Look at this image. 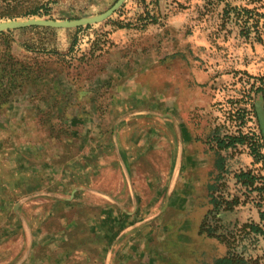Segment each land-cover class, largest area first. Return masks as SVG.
<instances>
[{"label":"rangeland","instance_id":"1","mask_svg":"<svg viewBox=\"0 0 264 264\" xmlns=\"http://www.w3.org/2000/svg\"><path fill=\"white\" fill-rule=\"evenodd\" d=\"M114 2L41 0L49 15L0 21L75 19L96 15ZM26 28L0 37V54L9 51L34 63L38 77L9 85L7 98L0 99V263L23 256L26 230L38 223L68 227L82 235L75 238L84 245L89 221L80 216L87 217L93 196L89 180L120 178L116 168L95 173L107 148L119 150L126 170L132 145L152 134H171L173 128L164 123L175 121L190 137L197 164L190 172L181 170L187 189L179 209L167 203L144 206L167 215L158 222L155 234L162 242L154 241V248L166 253L187 248L205 264L229 250L264 264V235L247 226L259 223L264 189L245 187L234 177L250 171L259 178L257 186L264 185V156L255 162L248 145L216 144V138L241 132L263 144L264 155V0H125L99 23L49 28L52 32ZM147 169L140 163V173ZM71 192L79 205L65 208L62 199ZM210 192L218 202L233 197L239 202L230 211L207 215L205 223L216 238L199 233L212 208ZM168 215L186 220H167Z\"/></svg>","mask_w":264,"mask_h":264},{"label":"crops","instance_id":"2","mask_svg":"<svg viewBox=\"0 0 264 264\" xmlns=\"http://www.w3.org/2000/svg\"><path fill=\"white\" fill-rule=\"evenodd\" d=\"M164 125L173 128L171 134L163 133L156 135V138L152 134L132 145L135 152H129L130 156L126 154L127 159L128 157L132 159L131 161L128 159L126 170L122 162L127 160L123 155H119L117 148H107L105 159L98 161L99 168L95 173L103 169L106 173L108 170L113 173L116 168L120 178L112 183L101 182L94 177L89 180V189L93 196L89 197L87 217L80 216L78 212L73 215L74 219L80 216L89 221V229L84 234L88 240L83 242L84 245L80 239L75 238L82 235L68 230V227L48 229L40 226L43 223H38V226L26 230L28 243L23 256L18 261L8 264L208 263L203 256L199 258L200 255L188 251L187 248L167 249V253L161 248H154V241L162 242V237L155 234L156 230H160L158 222L164 221L165 219L160 217L167 215L150 212L149 208L144 206L167 203V206L179 209L181 207L179 204L186 200L183 192L185 193L187 189V180L180 178L181 170L184 168L185 172H190L197 164L191 149L190 137L178 131L175 121L165 122ZM158 162L163 163L156 171ZM140 163L148 168L145 174L139 172ZM82 188L77 187L78 190ZM62 200L67 201L64 204L65 208L79 205L78 196H73L72 192ZM141 200L143 207H140ZM168 217L167 220H186L176 215V218L172 215ZM151 221L157 223L155 222L149 231H142V227ZM20 249L21 247L13 252L14 256ZM155 252L158 255L154 256ZM53 257L54 259H51Z\"/></svg>","mask_w":264,"mask_h":264},{"label":"trees","instance_id":"3","mask_svg":"<svg viewBox=\"0 0 264 264\" xmlns=\"http://www.w3.org/2000/svg\"><path fill=\"white\" fill-rule=\"evenodd\" d=\"M41 0H0V19L1 18H15V17H24V16H46L50 14V7L44 6L40 3ZM246 12L248 9L243 8ZM88 26V25H87ZM33 29H41L43 31L52 32L53 29H49L46 27H32ZM31 28V29H32ZM30 29V28H26ZM22 29V30H26ZM7 32H11L8 30ZM0 37H5L4 32H0ZM8 48V47H7ZM6 51V50H5ZM44 51V50H43ZM53 52V51H52ZM34 67L36 65L34 63H30L27 60H19L15 59L9 51L3 52L0 54V99L2 97L7 98L10 89L6 91V87L9 85H17V83H24L28 79H38L37 76L34 75ZM38 69V68H37ZM7 78L6 84L3 86V80ZM40 78V77H39ZM17 79V80H16ZM264 83V75L261 77ZM16 80V82H15ZM16 83V84H15ZM10 86V87H12ZM4 91H6L4 93ZM4 93V95H2ZM4 98V99H5ZM216 144L220 148L232 147L237 144L240 145H248L250 149V155L253 157L255 162H258L264 155L260 153V149L263 147V144L258 143V141L252 138L247 139L246 135L243 133H239L237 136L227 135L222 138H216ZM221 166V165H220ZM236 181L240 182L245 187H251L254 190L264 189V185H258V176H255L250 171H239L234 174ZM208 189L212 190L213 185H208ZM211 193V192H210ZM264 197V191H263ZM209 203L212 205V208L209 209L199 225V233H205L207 237L216 238L217 235L214 233L213 229L206 225L205 219L209 213L212 211H230L234 206L238 205L237 198H232L230 200H224L222 202H218L217 199L210 194ZM251 232L264 235V209L259 212V223L256 224H248L247 225ZM220 239H224L220 234ZM213 264H258L257 259L252 258H244L242 254L234 253L231 251H227L225 255L216 258L213 261Z\"/></svg>","mask_w":264,"mask_h":264},{"label":"water","instance_id":"4","mask_svg":"<svg viewBox=\"0 0 264 264\" xmlns=\"http://www.w3.org/2000/svg\"><path fill=\"white\" fill-rule=\"evenodd\" d=\"M125 0H115V2L106 10L91 16L79 17L75 19H45V18H16L6 21H0V32L21 29L26 27H47L54 29H71L89 24L99 23L114 13Z\"/></svg>","mask_w":264,"mask_h":264}]
</instances>
